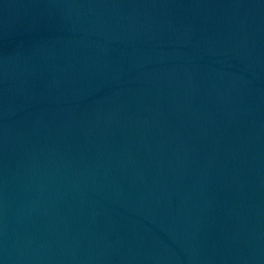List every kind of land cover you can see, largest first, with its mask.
Listing matches in <instances>:
<instances>
[{
    "label": "water",
    "instance_id": "95a60500",
    "mask_svg": "<svg viewBox=\"0 0 264 264\" xmlns=\"http://www.w3.org/2000/svg\"><path fill=\"white\" fill-rule=\"evenodd\" d=\"M0 264H264V0H0Z\"/></svg>",
    "mask_w": 264,
    "mask_h": 264
}]
</instances>
